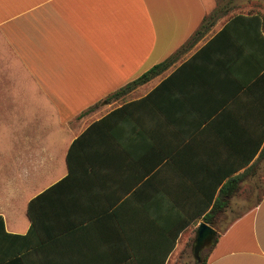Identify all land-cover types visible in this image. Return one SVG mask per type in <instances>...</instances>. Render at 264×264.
<instances>
[{"label": "crops", "instance_id": "crops-1", "mask_svg": "<svg viewBox=\"0 0 264 264\" xmlns=\"http://www.w3.org/2000/svg\"><path fill=\"white\" fill-rule=\"evenodd\" d=\"M212 1L0 0V264H171L238 175L208 264H264V192L240 197L264 174V26L236 21L260 13L220 9L108 99Z\"/></svg>", "mask_w": 264, "mask_h": 264}, {"label": "trees", "instance_id": "trees-1", "mask_svg": "<svg viewBox=\"0 0 264 264\" xmlns=\"http://www.w3.org/2000/svg\"><path fill=\"white\" fill-rule=\"evenodd\" d=\"M222 9L220 6H217L214 11L209 14L208 16L205 17L202 25L200 28L194 33V35L188 40L186 44H184L180 49H178L172 56L167 58L166 60L154 65L152 68H150L148 71H146L144 74H142L138 79L128 83L126 86H124L122 89L118 90L116 93H114L112 96L108 97V99L111 98H116L119 97L125 93H127L129 90L137 87L138 85L144 84L151 80L152 78L160 75L161 73L165 72L169 66H171L176 59H178L182 53L187 50L189 47H191L193 44H195L198 40L202 38V36L207 32V30L210 28L215 23V19L219 18V10ZM247 19L246 21L253 24H258L260 27L264 26V17L261 14H254L251 15L250 17H238L236 21H239L238 19ZM168 85V80H163L161 84L158 86V88H163ZM77 144V141L74 142L72 145V150L73 147ZM70 164H71V156H70ZM256 163L253 164V168ZM245 175H238L230 180V183H233L234 186H227L225 185L222 188L220 197L218 200H216L214 206L209 209V211L206 212L204 220L210 224L211 226L215 227L217 229V225L219 223V219L222 216L223 213H225L228 210V206L230 205L231 198L234 196L235 192H237L240 189V182L243 180ZM59 184V183H58ZM55 189V185L50 187L46 193H50ZM45 196L44 193L41 195L33 198L30 203H29V215L32 220V231L36 230L37 226V220H38V205H39V199H42ZM208 210V209H207ZM2 221V219L0 218ZM220 236V235H219ZM218 241V239H217ZM177 238L175 237L174 239V244H176ZM190 246L192 245V241L189 244ZM210 251L207 253V255L204 256L201 262H198L197 264H208L209 261V256H210ZM168 257L165 258V261L163 264H165L166 260Z\"/></svg>", "mask_w": 264, "mask_h": 264}, {"label": "rangeland", "instance_id": "rangeland-1", "mask_svg": "<svg viewBox=\"0 0 264 264\" xmlns=\"http://www.w3.org/2000/svg\"><path fill=\"white\" fill-rule=\"evenodd\" d=\"M206 4L210 7H213L214 1L205 0ZM218 6L222 9H232L236 11H251V12H259L264 17V0H216ZM0 87H2L6 80L2 79L0 81ZM3 97L0 95V100ZM254 181L251 183L252 186H246L245 190L240 194V197L248 198L252 200H248V203H255L256 200L263 194L264 192V174L253 179ZM251 197V198H250ZM247 208H241L239 211L246 210ZM238 212V208L228 209L219 219L217 230L219 232H224V230L229 226L230 221L233 219L234 214L232 213ZM209 248L204 249L201 254V259L204 258L205 255L209 252ZM186 254L181 256H177L174 258L171 264H197V259L195 258L191 246L186 250Z\"/></svg>", "mask_w": 264, "mask_h": 264}, {"label": "water", "instance_id": "water-1", "mask_svg": "<svg viewBox=\"0 0 264 264\" xmlns=\"http://www.w3.org/2000/svg\"><path fill=\"white\" fill-rule=\"evenodd\" d=\"M219 232L216 228L203 221L197 227L195 239L192 244V251L197 259L201 262V254L204 249H212L217 242Z\"/></svg>", "mask_w": 264, "mask_h": 264}]
</instances>
